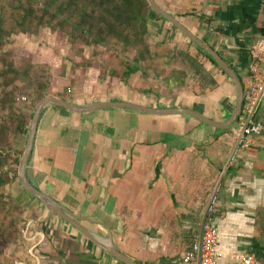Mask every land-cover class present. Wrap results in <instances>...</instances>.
I'll use <instances>...</instances> for the list:
<instances>
[{"label":"crops","instance_id":"obj_1","mask_svg":"<svg viewBox=\"0 0 264 264\" xmlns=\"http://www.w3.org/2000/svg\"><path fill=\"white\" fill-rule=\"evenodd\" d=\"M157 1L219 54L242 87L253 66L264 68V50L257 60L251 54L256 45L264 47V0ZM148 25L150 42L195 54L172 25L155 15ZM61 45L58 54L38 59L48 63L47 96L81 108L130 103L189 110L219 125L235 109L234 82L208 61L201 59L217 86L202 91L193 74L173 72L162 60L135 65L134 53L122 54L114 43L96 55L78 52L66 39ZM39 53H32L31 64ZM126 64L137 70L125 81ZM56 107L46 105L39 116L25 179L83 231L16 180L8 192L25 223L0 264H124L111 250L134 264H183L205 217L219 232L226 261L253 255L264 216V103L252 117L260 130L250 136L242 134L248 119L242 110L221 128L184 114L120 108L77 114ZM258 256L264 261V247Z\"/></svg>","mask_w":264,"mask_h":264},{"label":"trees","instance_id":"obj_2","mask_svg":"<svg viewBox=\"0 0 264 264\" xmlns=\"http://www.w3.org/2000/svg\"><path fill=\"white\" fill-rule=\"evenodd\" d=\"M155 2L162 8L157 0ZM151 15L169 24L151 10L146 0H0V255L21 238L25 223L22 209L8 192L9 186L18 180V165L23 153L15 148V140L18 136L27 139L31 114L49 92L47 77L41 83L30 77L31 66L15 68L7 61L10 54L2 52L3 47L13 36L34 35L49 29L65 37L78 52L90 49L92 55H96L101 48L114 43L118 52L134 53L132 62L135 65L162 60L173 72L193 74L202 91L214 90L217 82L201 59L219 66L191 41L190 46L195 49L193 55L187 50L150 42L148 22ZM134 64L133 67L125 65V81L137 70ZM22 93L26 96L23 102L19 99ZM258 232L260 241L253 255L264 264L258 256L264 247V216Z\"/></svg>","mask_w":264,"mask_h":264},{"label":"water","instance_id":"obj_3","mask_svg":"<svg viewBox=\"0 0 264 264\" xmlns=\"http://www.w3.org/2000/svg\"><path fill=\"white\" fill-rule=\"evenodd\" d=\"M146 1L153 12H155L157 15L165 19L170 25H172L175 29H177L185 37H187L194 45L202 49L208 56L212 58V60L219 66V68L234 82L236 89H237V100H236L235 109L231 117L228 119V121L223 125H219L189 110L172 109V110L162 111V110H154V109H150L147 107H142V106L134 105L130 103H104V104L95 105L89 108H81L71 103L65 102L54 96H47L43 100H41L36 105L32 118L30 120L29 126H28L26 146L22 153V156L20 158L19 165H18V181L24 191H26L29 195L33 196L37 200L46 204V206L52 211L54 215L59 216L60 218H62L63 220L71 224L72 226L82 231L83 229L76 223V221L71 216L63 213L55 202H53L49 197L39 193L37 190L31 187L25 179V174H24L25 164H26L27 158L33 146V141H34V137H35V133L37 129L39 116L43 108L46 105L54 104L63 109H66L67 111L77 113V114L89 113V112H93L96 110L108 109V108L129 109V110L149 113L153 115L184 114V115L192 116L196 118L197 120L207 125H210L212 127H221V128L230 126L232 123L235 122L237 117L241 114L242 104H243V99H244V92H243L242 84L239 81V78L237 77V75L234 73V71L227 65V63H225V61L219 56V54L215 50H213L206 43H203L201 40L196 38L190 31H188L184 26H182L172 15L164 11L154 0H146ZM109 253L124 264H134L132 261H130L123 255L119 254L115 250H111L109 251Z\"/></svg>","mask_w":264,"mask_h":264},{"label":"built area","instance_id":"obj_4","mask_svg":"<svg viewBox=\"0 0 264 264\" xmlns=\"http://www.w3.org/2000/svg\"><path fill=\"white\" fill-rule=\"evenodd\" d=\"M263 45H256L251 51L257 60L263 55ZM251 76L245 80L242 112L247 117L243 126V136L259 132V127L252 121L253 115L264 103V68H251ZM247 143V141L245 142ZM219 232L211 221L205 217L200 225V234L191 248L181 259L183 264H262L254 255H234L226 261L224 254L218 249Z\"/></svg>","mask_w":264,"mask_h":264},{"label":"rangeland","instance_id":"obj_5","mask_svg":"<svg viewBox=\"0 0 264 264\" xmlns=\"http://www.w3.org/2000/svg\"><path fill=\"white\" fill-rule=\"evenodd\" d=\"M63 39H65V37L59 34L52 33L49 29H42L37 34L34 35L27 34V35L13 36L9 40L10 42L3 47L2 52H6L10 54V56L7 57V61L11 62L15 68L25 69L26 67L31 66L32 69H31L30 77L33 80L41 81L42 83L45 81L47 77L46 69L48 68L47 67L48 63L45 62L46 64H40L38 59L40 58L41 60H45L47 55L50 54L51 52L52 53L54 52V54H58L62 46L61 43ZM41 50L44 53H42ZM34 51H36L37 53L40 52L39 55L41 54L43 55L39 57L36 56L35 59L37 60L35 61H37L38 63H36L35 65L31 64L32 63L31 55L32 53H34ZM39 83L35 84V87H38ZM22 91H23V86L21 87V92ZM19 96H21L19 98L21 102L26 100L25 94L22 93ZM15 141H16L15 148L19 151L23 150L22 147L25 142V139L22 136H18ZM5 250L2 252V254L5 252Z\"/></svg>","mask_w":264,"mask_h":264}]
</instances>
